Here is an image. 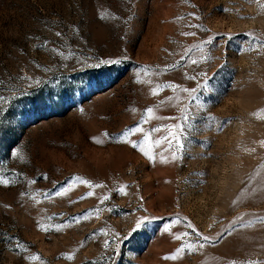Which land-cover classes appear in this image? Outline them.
Here are the masks:
<instances>
[{
	"label": "rangeland",
	"instance_id": "1",
	"mask_svg": "<svg viewBox=\"0 0 264 264\" xmlns=\"http://www.w3.org/2000/svg\"><path fill=\"white\" fill-rule=\"evenodd\" d=\"M260 41L264 0H0V264L264 261Z\"/></svg>",
	"mask_w": 264,
	"mask_h": 264
},
{
	"label": "snow or ice",
	"instance_id": "2",
	"mask_svg": "<svg viewBox=\"0 0 264 264\" xmlns=\"http://www.w3.org/2000/svg\"><path fill=\"white\" fill-rule=\"evenodd\" d=\"M57 35H59V33H57ZM246 36L247 39L249 40H252L254 38V34L252 33H245L244 34ZM229 39H231V37H229ZM210 42V41H209ZM260 44L261 46H264V41H260ZM113 62H116V61H113ZM193 63H196V61H192ZM100 63H106V61H101ZM184 91H188L189 94L191 95L192 93H194L196 90L195 89H191V90H188V89H184ZM153 94H156L155 92ZM7 101L3 98V97H0V104H3V103H6ZM149 112H151V109H148ZM189 119V117L185 116L184 117V120L185 122H187V120ZM177 129H179L180 127H182L181 125H177L176 126ZM170 135L172 136V139L176 142V147L177 148H182L183 145H181L180 143V135H178L176 132H171L170 131ZM264 143V142H262ZM135 147V145H133ZM145 155H147V153H145ZM89 195H91V193H89ZM262 221H264V218H261ZM137 226H139V221L137 222ZM203 239H208L207 237H203ZM201 247H203V245H201ZM170 257H165V259H168ZM171 258H175V257H171ZM32 259H36V257H32ZM245 264H264V261H246Z\"/></svg>",
	"mask_w": 264,
	"mask_h": 264
}]
</instances>
